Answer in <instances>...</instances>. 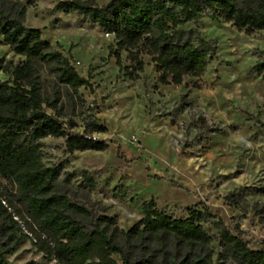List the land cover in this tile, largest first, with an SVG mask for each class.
Here are the masks:
<instances>
[{
  "label": "rangeland",
  "instance_id": "rangeland-1",
  "mask_svg": "<svg viewBox=\"0 0 264 264\" xmlns=\"http://www.w3.org/2000/svg\"><path fill=\"white\" fill-rule=\"evenodd\" d=\"M59 1L65 0H33L24 26L39 29L43 40L71 58L90 88L72 95L41 68L37 80L42 96L57 100L62 120H72L75 132L94 122L107 129L94 137L112 143L104 152L68 154L62 140H41L45 166L58 167L60 178L75 173L67 184L57 185L58 191L94 215L113 218L124 232L140 219L143 201L152 199L156 209H165L174 218H183L186 208L203 203L233 232L238 227L252 250H259L264 242V81L262 74L251 70L264 63V31L246 35L200 15L195 27L217 45L216 57L201 77H186L179 86H160L154 83V64L142 57L143 70L132 82L108 57L112 37L105 38L74 13L55 11ZM119 56L121 67H128L126 54ZM17 60L0 46V65ZM8 79L0 72L1 81ZM81 171L89 174L92 186L81 180ZM0 189L13 193V186L4 181ZM229 195L235 206L225 202ZM17 208L23 218L20 227L27 233L32 226ZM205 229L216 233L208 225ZM166 249L179 256L185 252L171 245ZM210 249L214 264H235L223 259L217 243L201 252ZM7 261L55 264L43 259L28 240Z\"/></svg>",
  "mask_w": 264,
  "mask_h": 264
},
{
  "label": "trees",
  "instance_id": "trees-1",
  "mask_svg": "<svg viewBox=\"0 0 264 264\" xmlns=\"http://www.w3.org/2000/svg\"><path fill=\"white\" fill-rule=\"evenodd\" d=\"M32 1L0 0V46L18 57L15 64L0 65V72L9 76L0 80V181L13 186V193L0 189V264H9L7 256L24 240L55 264H214L212 249L201 252L212 243L221 247L225 261L264 264V242L252 250L238 227L233 232L203 203L186 208L183 218H174L165 209H156L152 199L143 201L140 219L124 232L113 218L94 215L58 191L57 185L67 184L75 173L60 178L58 167L45 166L41 140H62L68 154L104 152L112 142L94 137L107 133L94 122L75 132L72 120H62L57 100L42 96L37 80L41 68L72 95L90 84L76 72L71 58L42 39L39 29L24 26ZM95 1H59L54 10L74 13L110 35L108 57L132 82L139 80L142 57L154 64V83L160 86H179L186 77H201L216 57L217 45L195 27L200 15L246 35L264 31V0H110L101 6ZM120 53L126 54L128 67H121ZM251 72L262 74L264 81V63ZM80 173L81 180L92 186L89 174ZM225 202L235 206L231 195ZM17 206L32 226L27 233L20 227L23 218ZM207 225L215 235L207 232ZM169 245L184 254L169 252Z\"/></svg>",
  "mask_w": 264,
  "mask_h": 264
},
{
  "label": "built area",
  "instance_id": "built-area-1",
  "mask_svg": "<svg viewBox=\"0 0 264 264\" xmlns=\"http://www.w3.org/2000/svg\"><path fill=\"white\" fill-rule=\"evenodd\" d=\"M103 35H104L105 38H109V37H111V36L108 35V34H103Z\"/></svg>",
  "mask_w": 264,
  "mask_h": 264
}]
</instances>
